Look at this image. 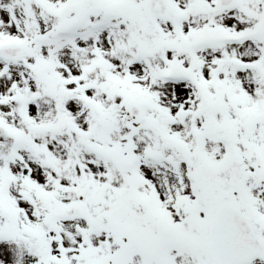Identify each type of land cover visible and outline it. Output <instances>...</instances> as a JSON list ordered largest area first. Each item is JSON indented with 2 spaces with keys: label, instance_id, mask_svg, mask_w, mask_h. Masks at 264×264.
I'll return each instance as SVG.
<instances>
[{
  "label": "snow or ice",
  "instance_id": "snow-or-ice-1",
  "mask_svg": "<svg viewBox=\"0 0 264 264\" xmlns=\"http://www.w3.org/2000/svg\"><path fill=\"white\" fill-rule=\"evenodd\" d=\"M0 264H264V0H0Z\"/></svg>",
  "mask_w": 264,
  "mask_h": 264
}]
</instances>
